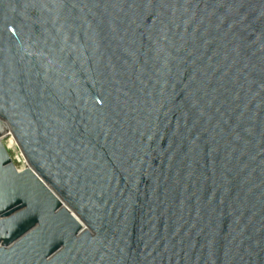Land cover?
Listing matches in <instances>:
<instances>
[{"label": "water", "instance_id": "95a60500", "mask_svg": "<svg viewBox=\"0 0 264 264\" xmlns=\"http://www.w3.org/2000/svg\"><path fill=\"white\" fill-rule=\"evenodd\" d=\"M0 264H264V0H0Z\"/></svg>", "mask_w": 264, "mask_h": 264}, {"label": "built area", "instance_id": "2783aa9c", "mask_svg": "<svg viewBox=\"0 0 264 264\" xmlns=\"http://www.w3.org/2000/svg\"><path fill=\"white\" fill-rule=\"evenodd\" d=\"M3 141L11 155L13 162L19 169H24L27 165H29L26 155L14 134L10 133L9 136L4 138Z\"/></svg>", "mask_w": 264, "mask_h": 264}]
</instances>
